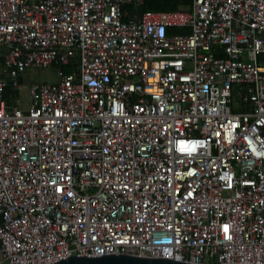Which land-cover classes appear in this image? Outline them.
<instances>
[{
	"label": "built area",
	"instance_id": "2783aa9c",
	"mask_svg": "<svg viewBox=\"0 0 264 264\" xmlns=\"http://www.w3.org/2000/svg\"><path fill=\"white\" fill-rule=\"evenodd\" d=\"M141 4L0 0V264H264V0Z\"/></svg>",
	"mask_w": 264,
	"mask_h": 264
},
{
	"label": "water",
	"instance_id": "95a60500",
	"mask_svg": "<svg viewBox=\"0 0 264 264\" xmlns=\"http://www.w3.org/2000/svg\"><path fill=\"white\" fill-rule=\"evenodd\" d=\"M55 264H189L168 259L142 258L129 255H109L103 257H77L71 256Z\"/></svg>",
	"mask_w": 264,
	"mask_h": 264
},
{
	"label": "trees",
	"instance_id": "16d2710c",
	"mask_svg": "<svg viewBox=\"0 0 264 264\" xmlns=\"http://www.w3.org/2000/svg\"><path fill=\"white\" fill-rule=\"evenodd\" d=\"M193 3V0H142V4L139 6V13L146 11H175L182 7L189 6ZM132 10V6L129 7ZM177 32L181 33V29H177ZM70 71L69 68L66 69Z\"/></svg>",
	"mask_w": 264,
	"mask_h": 264
},
{
	"label": "rangeland",
	"instance_id": "374dc122",
	"mask_svg": "<svg viewBox=\"0 0 264 264\" xmlns=\"http://www.w3.org/2000/svg\"><path fill=\"white\" fill-rule=\"evenodd\" d=\"M59 80L55 68H34L28 71L25 80L26 85L32 83H55ZM25 101H27V93H25Z\"/></svg>",
	"mask_w": 264,
	"mask_h": 264
},
{
	"label": "snow or ice",
	"instance_id": "6c2138e0",
	"mask_svg": "<svg viewBox=\"0 0 264 264\" xmlns=\"http://www.w3.org/2000/svg\"><path fill=\"white\" fill-rule=\"evenodd\" d=\"M185 142L181 141V144L183 145ZM181 150H184L183 148ZM225 228L227 229V226H225Z\"/></svg>",
	"mask_w": 264,
	"mask_h": 264
}]
</instances>
